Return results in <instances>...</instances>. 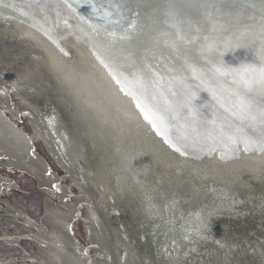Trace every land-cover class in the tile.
<instances>
[{
  "label": "bare ground",
  "instance_id": "bare-ground-1",
  "mask_svg": "<svg viewBox=\"0 0 264 264\" xmlns=\"http://www.w3.org/2000/svg\"><path fill=\"white\" fill-rule=\"evenodd\" d=\"M146 1L150 2L152 12L145 21V29L136 28L127 40L117 44L111 55L120 61L123 56L131 52L139 63L143 62L145 56L152 61L154 55L153 63L160 62L162 66H167L181 75L187 74L189 77L187 68L190 64L205 72L211 67L200 56V41L196 37L202 38L212 33L213 28L217 29L218 35L222 30L223 35L231 37L250 25L258 24L260 20L258 14L242 8L231 0ZM40 2L46 5L45 11L49 17L46 27L53 28L55 23H59L53 35L56 36L60 47L70 53L71 58L61 53L47 37L31 27L30 22L21 23L19 15L10 8L8 12H0V29L16 42H2L3 39L0 38V64L10 66L13 61L30 54L37 55V59L27 64L28 69L38 70L37 80L45 86L49 98H58L56 100L60 103L59 106H55V100L48 102L56 108L73 137L75 147L73 159H77L76 162L82 169L85 166L80 160H84L91 170V182L95 186L99 184L103 186L105 195L111 197L112 205L113 196L123 199V202L119 200L120 202L115 205L118 206L120 213L128 215L129 221L127 219L126 221L132 230L130 227L128 229L131 234L133 231L135 239L133 250L127 248L128 245L117 233L114 235L112 218L97 202L92 210L85 209V217L89 219L93 233L91 237H95L94 241H91L93 249L97 251V254H92L93 259L101 257L95 245L101 239L96 238L99 237L97 227L95 223H91L93 219L99 221V217L109 231L115 264H123L126 253L127 264H146V262L160 264L163 258L169 261L167 251L169 252L172 247L176 249L177 235L183 231L186 222H192L191 217L194 215H206L211 210L214 215H218L217 218H237L251 213L250 209L253 207L264 211V156L241 152L240 160H221L218 154L211 157L204 156L198 160L192 157H180L163 142L160 136L156 135L152 126L136 108L135 100L121 92L120 85L93 55V46L85 32L81 31L82 27L86 29L79 19L82 15L73 11V8H67L62 0H40ZM34 11L39 13L35 5ZM64 21L72 27L68 28ZM155 35L158 39L152 38ZM188 40L193 42L189 43ZM253 59L250 48L235 49L226 53L224 57L225 63L231 67H237L243 62H251ZM57 67H62L65 71L57 72L55 70ZM113 67L115 74V65ZM20 79L15 77L13 80L20 82ZM34 83L36 82L33 81L32 84ZM191 83L195 89L199 81L191 80ZM218 87L223 92L233 86L229 80L228 83L221 82ZM36 88L42 95H46V90L40 87L39 83H36ZM197 96L196 104L205 117L211 118L215 112L218 120L228 118V113L215 106L204 86L199 88ZM27 99L26 96L21 98L27 105H20L21 110L29 111L32 106L40 113L39 107L37 108ZM256 99L259 101V96ZM3 101L11 108L8 98ZM9 113H13L15 119L17 115H23L17 109ZM7 121L9 119H4L0 112V157H4L5 167H13L17 171H24L34 176L37 186L52 194V196L43 195L53 199V193L50 191L52 182L46 175L45 164L31 154L30 149H33V145L29 137L19 129L17 133L23 135V141L18 139L9 129ZM34 126L37 129V125ZM51 136L49 135L50 140L53 138L58 144L56 135L52 138ZM42 138L45 142L43 147L46 146L47 153L51 152L47 147L48 141L44 136ZM53 148L55 149L54 145ZM57 156L60 157L59 154ZM67 156L65 159L69 160V155ZM0 163L3 165V161ZM57 177L61 179V175ZM206 183L209 184L205 186ZM83 186L81 185V189ZM14 187L17 186H10L15 190ZM38 187L35 191L42 190ZM67 187L69 185H61L59 189L65 191ZM84 188L89 200L95 202L91 192L86 186ZM0 194L5 197L4 193ZM51 199H44V211L41 215L43 223L39 228H37V219L32 218L33 224L23 220L21 214L9 203L20 215L21 221H4L20 224L17 227L18 235H11L5 231L7 235H3L0 240L13 241V244L20 247L19 241L30 238L34 247V252L31 254L20 247L22 262L15 263L11 259V263L87 264V259L77 254V244L69 230L71 223L77 218L75 213L80 211L79 201L75 200L71 204L66 201V195L60 193L55 195L56 202H52ZM242 202L247 206L241 207L239 204ZM11 215L16 216V214ZM214 221L215 219L211 221L210 231L218 233L219 227ZM198 223L199 220L194 224ZM225 233L231 235L229 231ZM4 237H13V239H4ZM194 237L195 235L192 239ZM236 240L241 246L250 244L244 237ZM173 241H175L174 245ZM185 245L187 246V243H182L178 254L186 248ZM258 245L260 244L254 242L250 246ZM147 247H152L154 256L152 253L148 254ZM83 249L85 245L79 243V253ZM229 258H231L229 264H242L233 257L223 261L218 259L219 264H225ZM262 261L264 264V259ZM97 264L104 262L97 259Z\"/></svg>",
  "mask_w": 264,
  "mask_h": 264
},
{
  "label": "snow or ice",
  "instance_id": "snow-or-ice-1",
  "mask_svg": "<svg viewBox=\"0 0 264 264\" xmlns=\"http://www.w3.org/2000/svg\"><path fill=\"white\" fill-rule=\"evenodd\" d=\"M63 4L72 9L69 0H62ZM79 2V0H77ZM239 5H248L255 8L253 0H233ZM93 13L104 23L96 24L92 19L79 17L89 42L93 46V55L99 63L109 71L112 79L120 85L125 95L131 96L136 102L144 119L152 126L157 136L163 139L172 151L180 157L201 159L218 154L221 160H240L241 152L264 156V0H259L260 20L258 24L248 26L244 31L226 37L212 33L196 37L200 41V56L211 66L207 72L194 65H188L187 74H178L160 62L152 61L147 56L143 62H137L131 52L117 61L111 52L117 44L127 40L136 30L135 19L129 20L127 26L120 25V21H113V15L120 12L122 5H112L115 11L109 10L103 4L97 6L95 0H85ZM111 4V0H109ZM39 9V13L34 11ZM0 7L11 8L18 14L21 23L30 22V26L47 37L57 46L59 51L71 58L70 53L60 47L54 29L59 27L55 23L53 28L46 27L48 15L46 5L40 0H0ZM74 11V9H72ZM71 28V25L64 21ZM108 25H117L121 31L109 29ZM183 38V37H182ZM192 43V40H188ZM238 48H250L254 59L243 62L237 67L228 66L224 57L226 53ZM115 65V74H113ZM57 72L65 69L57 67ZM191 80L199 81L195 89ZM233 87L221 92L218 85L228 83ZM205 87L215 102V106L228 113V118L218 120L215 112L211 118L205 117L197 106V91ZM226 93V95L224 94ZM6 95V92L0 91ZM259 96V101L256 97ZM55 187V186H54ZM59 191V189H57ZM79 218L80 212L75 213ZM214 213L209 210L206 215L199 217V223L194 232L201 240H207L211 230V221ZM69 230L71 228L69 227ZM189 239L188 236L184 237ZM221 248L225 244L215 241ZM175 241H173V245ZM81 255L87 256L86 250H80ZM171 255V252H167ZM135 255V254H133ZM127 264V253L123 259ZM149 264V262H146Z\"/></svg>",
  "mask_w": 264,
  "mask_h": 264
},
{
  "label": "rangeland",
  "instance_id": "rangeland-1",
  "mask_svg": "<svg viewBox=\"0 0 264 264\" xmlns=\"http://www.w3.org/2000/svg\"><path fill=\"white\" fill-rule=\"evenodd\" d=\"M0 38L3 39L2 42H16V40L6 35V33H4L1 29ZM33 59H37V55L35 56V54H30L29 56H26L22 59L13 61L10 66L0 64V91L7 93L6 95L0 94L1 112L4 114L5 119H9V121H7L9 127L18 139H22L21 141H23V135H19V133H17L19 129H21L23 133H25V135L29 137V141H31V145H33L31 154L38 157L45 164V166H47L49 171V173L47 174L48 178L53 179L54 181L57 175H61V179L57 183V185H69L68 189L70 194L67 201L73 204L74 199H77V197H79L76 186L69 182L68 176L63 177V175H66L64 170L60 167L59 164H57V162L53 161L55 155H49V153H47L48 150L46 149V147H43V145H45V142L42 136H45L48 139V134L51 136L52 132H54L51 138L56 135L55 138L60 147L53 138L51 140L52 143H54V147L57 153L60 155L65 165L73 173L76 179L81 181L82 184L86 186L87 189L91 192V195L94 196L95 202L90 201L88 193L85 191V194L83 195L85 197V204H88L89 206H92L94 208L95 203L98 202V204L105 209L108 216L113 220L114 235L117 233L119 237L123 239V241H125V243L128 245L127 248L133 250L135 239L133 237V231L132 235L128 229L130 227V229L132 230V227L127 222L129 221L128 215L123 214L122 212L120 213L117 209L118 206L115 205L117 202H123V199H118L117 197L113 196L114 203L112 205V202H110L111 197H107V195H105L106 191L103 186L101 184H99V186H95L91 182V170L88 165L85 164L84 160L79 159L81 164L85 166V168L82 169L80 164L76 162L77 159H73L72 154L75 150L73 137L72 135H70L68 128L65 126L64 121L62 120L56 108L48 101L55 100V106H59L60 103L57 102V97L56 99H51L49 98V96H47V90L45 86L40 84V81L37 80L38 70L29 71L27 64H29ZM24 70L27 72L25 73ZM15 77L17 79L21 78V81H14L13 79ZM29 77L36 83H39L40 87L46 90V95H42V93H40L41 91L36 88V83H34L33 85V81L30 80ZM21 94L23 97L26 96L29 99L27 100L35 104L37 108L39 107L40 113H36L35 116H33V114H30L29 111H24L26 109L21 110L20 105L27 106L18 98V95L21 97ZM5 98L10 99L11 108L4 103L3 99ZM1 103H3V105H1ZM13 109L21 111L23 115H17V119H15V115H13V113H9V111H13ZM11 115H13V117H11ZM27 115L33 116V119L38 126L37 129L34 124L29 122ZM11 123H13V125H11ZM33 129H35V131H33ZM60 148L62 149V153ZM67 155H69V160L65 159ZM70 166H72V168ZM53 173H55V175H53ZM50 174L52 175V178ZM0 177L1 179L7 180L6 182L1 183L0 193H4L6 197L11 199L30 218H40L43 214V202L45 199L44 195L22 194L10 188L11 185H15L23 191H35L37 189L35 181L24 172L17 171V169L13 167H5V165L2 166L1 163ZM208 184L206 183L205 186H207ZM6 197L0 194V213H3L4 208H6L10 203ZM85 209L88 210V207L80 206L79 217H83L86 214ZM199 217V215H194L193 217H191L192 222H186L183 231L180 232L179 235H177L175 247L176 249L174 250L173 247L170 248L169 252H171V255H167L170 263L219 264L218 259L223 261L228 257H233L241 261L242 264H262V259H264V222H261V225H251L239 220L230 222L224 219L223 221H218V224H216L218 225V227H221L218 228V233L216 231H210L208 239L201 240L196 234H194V228L196 226L194 223L198 222ZM91 223H95V227H97V235H99V237L96 238L101 239V241H98L97 244L95 243V245H97V248L99 249L98 252L101 255V257L97 259L102 260L104 264H115L110 241V234L102 219L100 217L99 221H95V219H93ZM124 223H126L127 225H125ZM222 225H225V227L222 228ZM90 226L91 225H89V219H85V221H83L80 218H75L70 225V232L75 243L77 244L78 250L79 243H81V245H85V249L83 250L87 251V256L81 255L79 251H77V254L80 257H85V259H87V264H97V259H93L92 257V254H95L97 251L93 249V243H91V241H94L95 237H91L93 233H91ZM225 230L229 231L231 235H227L225 233L227 231ZM5 231H7V233H11V235H18V230L13 225H11L8 221L0 220V238H3V235L7 234L5 233ZM194 235L195 237L192 239ZM185 236H188L189 239H185ZM241 237L246 238L250 244H246L245 246L237 244L238 241L236 239H240ZM217 240L225 244V247L221 248L219 245H217L215 243V241ZM19 242L20 247L23 248L27 253L31 254L34 252V247L28 240H21ZM254 242L259 243L260 245L250 246L251 243ZM182 243H187V248H185L182 252H180V254H178ZM119 246L121 248H124V246L120 244ZM20 247H18V245L16 244L0 240V264H15L22 262L20 257ZM93 251H95V253H93ZM1 259H5V261H1ZM11 259H13L15 263H11ZM230 259L231 258H229V260H227L228 262H226L225 264H229Z\"/></svg>",
  "mask_w": 264,
  "mask_h": 264
},
{
  "label": "water",
  "instance_id": "water-1",
  "mask_svg": "<svg viewBox=\"0 0 264 264\" xmlns=\"http://www.w3.org/2000/svg\"><path fill=\"white\" fill-rule=\"evenodd\" d=\"M231 1L233 2V0H231ZM6 2H9V0H6ZM95 2L97 4V6H100L101 4H103L104 7L109 8V10H112V11H115V9L112 8V5H122L120 7V12L123 15L120 16V15H115L114 14L113 17H112L113 21L119 20L120 21V25H123L124 27H126L129 20L135 19L136 22H137V27L136 28L140 29V30L145 29V27H144L146 25L145 21L150 16L149 13L152 12L151 11V4H150L149 1H146V0H111V4L109 3V0H95ZM253 2L256 4L255 8L249 7L246 4L245 5H239L238 4V5L241 6L242 8H245V9L253 12L254 14H258L260 16L261 14H260V11H259V0H253ZM69 3L72 4V8L77 13H79L80 15H82L83 17H86V18L90 17L92 19L93 23H96V24H103L104 23L102 20H100L93 13L92 8L87 3H85V0H79V2H77V0H69ZM8 11H10V8L0 7V12L5 13V12H8ZM108 27H109L110 30L111 29H115L116 31H120V29H122L120 26H117V25H108ZM152 38L153 39H158L156 37V35L153 36ZM14 188H15L16 191H18V192H20L22 194H28V195L45 194L47 196H52V194L48 190H45V189L27 192V191L20 190L17 187H14ZM5 197H6V195H5ZM6 198L15 207V209L18 211V213L21 214L23 220L33 224L34 220L32 218L27 216L11 199H9L8 197H6ZM239 205L241 207L247 206V204L245 202H242ZM250 211H251V213H247L244 216L237 217V218H227V217H220V218L218 217L217 218L218 215H214V217H212V220L215 219L214 223H216V224H218V221H223L225 219L226 221L228 220L230 222L239 220V221L251 224V225H256V224L261 225L264 222V211H262L260 209L258 210V209L254 208V207L252 209H250ZM20 219L21 218L16 217V216L11 215V214L0 213V220H10V221H14V222H20L21 221ZM224 226H222V228ZM219 228H221V227H219ZM184 232H186V231H184ZM194 234H196V233H194ZM167 244H166V246H167ZM184 247L187 248L186 245ZM147 248H148L147 250H149L148 254L152 253V255L154 256V251H152V247H147ZM162 263L163 264H172L168 260H166L165 258H163V262ZM162 263H160V264H162ZM153 264H154V262H153Z\"/></svg>",
  "mask_w": 264,
  "mask_h": 264
},
{
  "label": "flooded vegetation",
  "instance_id": "flooded-vegetation-1",
  "mask_svg": "<svg viewBox=\"0 0 264 264\" xmlns=\"http://www.w3.org/2000/svg\"><path fill=\"white\" fill-rule=\"evenodd\" d=\"M18 98L21 100V98H23L22 96H21V98H20V96L18 95ZM9 99V98H8ZM9 101H10V99H9ZM22 101V100H21ZM20 105V104H19ZM1 112V111H0ZM2 113V112H1ZM29 113L30 114H33V116H35V114L36 113H38L35 109H34V107H32V106H30V108H29ZM3 114V113H2ZM28 116V120H29V122L30 123H32V124H34V125H37L36 124V122L34 121V119H33V116H31V115H27ZM3 118L5 119V116H4V114H3ZM38 127V126H37ZM9 129H10V127H9ZM11 130V129H10ZM22 131V130H21ZM48 134V133H47ZM48 136H49V134H48ZM45 137V136H44ZM46 138V137H45ZM46 140L48 141V145H47V147L48 148H50L51 149V152H49V153H51V154H53V155H55L54 157V159H55V162H57V164H59L60 165V167L64 170V172H65V174L68 176V180H69V182H71V184H73V185H75L76 186V188H77V190H78V194H79V197H77V199H74V201L73 202H75V200H78L79 201V210H80V206H84V207H88L89 209H93V207L92 206H89L88 204H85L86 202L84 201V199H85V197L83 196L84 194H85V188H84V186H83V189H81V185H83L82 183H81V181H79L78 179H76V177L73 175V173L69 170V168L65 165V163H64V161L61 159V157H58L57 155V153H56V149H54L53 148V143H52V141L50 140V138L48 137V139L46 138ZM50 145V146H49ZM46 147V146H45ZM47 149V148H46ZM48 150V149H47ZM30 152L32 153V149H30ZM0 161H3V165L2 166H4V163H5V159H4V157L2 156V157H0ZM22 172H24V171H22ZM25 174H27L30 178H32L34 181H35V183H36V185H37V182H36V179H35V177L34 176H32V175H30V174H28V173H26V172H24ZM49 173V171H48V168H47V166H46V175ZM50 176H51V178H52V175L50 174ZM69 177H71V179H69ZM49 180L52 182V188L50 189V191L53 193V196H54V198L53 199H51V198H49V197H47V196H45L44 195V198H47V199H51V201L53 202V201H55L56 202V199H55V195L57 194V193H60V194H65L66 195V201H67V199L69 198V194H70V192H69V189H68V187H67V189H65V191H61V189H59V187L61 186V185H57V183L60 181V179H59V177H56L55 179H54V181H53V179H50L49 178ZM7 180H5V179H1V177H0V186H1V183L2 182H6ZM55 186V187H54ZM38 187V186H37ZM39 188V187H38ZM39 189H44V188H39ZM57 189H59V191L57 190ZM79 189H81V191H79ZM67 202H69V201H67ZM86 205V206H85ZM43 211H44V208H43ZM3 212H5V213H8V214H16V216H18V217H20V215L16 212V211H14V209L11 207V205L9 204L6 208H4V210H3ZM80 212V211H79ZM43 215V214H42ZM98 215V214H97ZM80 219H82L83 221H85V219H86V217H85V215L83 216V217H79ZM41 223H43V221H42V219H41V217L40 218H37V228H39L40 226H41ZM11 225H13L17 230H18V225H20V224H17V223H10ZM4 235H7V234H4ZM5 238H9V239H13V237H4V239ZM24 240H28L31 244H33V242L30 240V238L29 239H24ZM4 242H9V243H13V241H4ZM19 247V246H18ZM77 251H79L78 250V247H76V252ZM95 254H97V253H95ZM20 257H21V253H20ZM23 258H21V260H22Z\"/></svg>",
  "mask_w": 264,
  "mask_h": 264
}]
</instances>
